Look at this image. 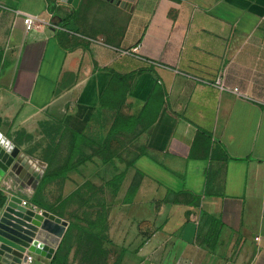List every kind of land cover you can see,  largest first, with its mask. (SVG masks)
<instances>
[{
	"label": "crops",
	"instance_id": "0c3cea01",
	"mask_svg": "<svg viewBox=\"0 0 264 264\" xmlns=\"http://www.w3.org/2000/svg\"><path fill=\"white\" fill-rule=\"evenodd\" d=\"M113 1L0 0V133L42 169L26 152L36 137L130 92L143 145L117 208L108 184L128 165L86 174L94 189L104 171L110 234L133 223L138 264H264V0ZM23 14L56 27L26 33Z\"/></svg>",
	"mask_w": 264,
	"mask_h": 264
},
{
	"label": "rangeland",
	"instance_id": "374dc122",
	"mask_svg": "<svg viewBox=\"0 0 264 264\" xmlns=\"http://www.w3.org/2000/svg\"><path fill=\"white\" fill-rule=\"evenodd\" d=\"M129 93L127 91L124 93H106L104 101L98 105L99 107H97L91 123L78 128L67 127L61 135L60 133L52 135L47 131V135H44L42 139L36 137L26 148L28 154L39 159L40 165L45 170L44 175L64 170L71 171L67 178L48 184L44 190L53 206H58L63 200L76 192L74 199L61 210L64 212V218L61 219L68 223V227L74 217L82 219L83 225L88 227L98 214L103 215V212H100L103 210L100 199V186H102V181L105 182L106 179L104 171H99V185L93 189L89 187L91 183H87L86 180L87 170L90 172L93 165H108L113 161L129 165L141 153L143 143L140 138L142 129L140 121L142 116L140 112L138 113L134 103H128ZM75 129H78L81 134V151L77 154L73 152L75 134L77 133ZM78 172L83 183L81 185L76 184V189L69 184V177L77 175ZM9 182H11L10 189L6 190L9 194L14 192L23 195L24 193L28 198H32V193L35 192L33 189L34 183L28 186L29 188L25 191L14 181L9 180ZM39 183L36 185L37 187ZM117 184V182L108 184L115 185L112 189L113 192L110 191L109 197L116 208L118 205L116 196L120 191L117 189ZM105 185L107 186V183ZM106 219L108 227L106 238L110 243L105 244L106 249H104L103 254L100 253V257L95 256L97 259L95 264H138L139 261L134 256L139 251V243L135 241L133 236V223L120 222L119 226L124 228L123 233L125 235V238L122 239L118 238L117 234H113V236L110 234V222L107 213ZM87 244L91 245L88 240H85L82 244L80 243V245L78 242V247L71 253L68 264H91L89 262L91 257L90 255L87 256L86 252Z\"/></svg>",
	"mask_w": 264,
	"mask_h": 264
},
{
	"label": "water",
	"instance_id": "95a60500",
	"mask_svg": "<svg viewBox=\"0 0 264 264\" xmlns=\"http://www.w3.org/2000/svg\"><path fill=\"white\" fill-rule=\"evenodd\" d=\"M74 1L67 0V3L71 5ZM113 3L122 8L129 7L124 0ZM0 139L6 142H0V182L12 180L24 190L34 183L36 191L44 174L39 173L37 165L1 133ZM22 203L21 196L14 195L4 209H0V264H21L26 253L36 257L35 264H49L64 238L68 223L49 212H39L34 205L23 206Z\"/></svg>",
	"mask_w": 264,
	"mask_h": 264
},
{
	"label": "trees",
	"instance_id": "16d2710c",
	"mask_svg": "<svg viewBox=\"0 0 264 264\" xmlns=\"http://www.w3.org/2000/svg\"><path fill=\"white\" fill-rule=\"evenodd\" d=\"M105 94H103V96L101 97L100 102L104 101ZM56 128L51 129V131H55ZM28 139H31V137L28 136ZM80 151H81V135L76 134L75 142H74V154H77ZM130 166L131 164L128 165L126 172L119 174L111 182H122L128 175L130 171ZM70 173H71L70 170H64L54 174H48V173L45 174L37 190L30 199L31 204H33L34 206L38 207L43 211L49 212L50 214L57 216L58 218H64V212H62L61 210L64 208L65 205H67L69 202H71L74 199L76 192L71 196L67 197L65 200H63L58 206H53L50 203V201L45 197L44 190L48 184L54 181L67 178ZM136 191H137V187H135L133 183L131 189L129 190L125 198V201L127 203L131 201V198L134 196ZM7 201H8V197L0 189L1 210L4 209V207L7 204ZM196 204H198V202ZM100 212L101 213L103 212L102 213L103 215L98 214L96 219L93 220L88 225V227L83 225V222L81 221L82 219L80 220L79 217H74L73 221H70L69 227L66 230L64 238L62 239L60 246L58 247L53 259L49 264H68L71 253L76 247H78V242L80 245V243L82 244L83 242H85V240H88L89 244H91V245L87 244L88 246H86L87 256L90 255L91 257V259H89V262L91 264L96 263L97 259L95 258V256L97 255L98 257H100V253L103 254V251H105L104 249H106L105 244L110 243L109 240L106 238L108 227H107L105 208H103V210Z\"/></svg>",
	"mask_w": 264,
	"mask_h": 264
},
{
	"label": "built area",
	"instance_id": "2783aa9c",
	"mask_svg": "<svg viewBox=\"0 0 264 264\" xmlns=\"http://www.w3.org/2000/svg\"><path fill=\"white\" fill-rule=\"evenodd\" d=\"M65 2L67 3V0H65ZM78 3H79V0H75L74 3H73V5H77ZM23 23H24V26H25L26 33H31L33 31L37 30L39 28V26H41L43 24H46V25H48L51 28H55L56 27L51 22H46L45 23V22L41 21L38 17L33 16V15H29V14H23ZM216 86H218L222 91L226 90V88L224 87L221 79H219L217 81ZM233 93H235V94L239 93L238 89H234L233 90ZM38 170H39V173H42V174L45 173L44 167L42 169H40L38 167ZM0 188H3L2 191L4 193L5 192L7 193L6 190H9L10 189V182H9V180L3 179L0 182ZM8 195L11 197V196L18 195V194L17 193H14V192H11L10 194L8 193ZM30 199L31 198H29L28 200L23 199L22 205L23 206L33 205V204H31ZM34 208L37 209V210H39V212H42L36 206H34ZM35 261H36V257L34 255H32L31 253H26L24 255V258H23L21 264H35Z\"/></svg>",
	"mask_w": 264,
	"mask_h": 264
},
{
	"label": "clouds",
	"instance_id": "9594fccd",
	"mask_svg": "<svg viewBox=\"0 0 264 264\" xmlns=\"http://www.w3.org/2000/svg\"><path fill=\"white\" fill-rule=\"evenodd\" d=\"M0 142H4L2 139H0ZM4 143H6V142H4Z\"/></svg>",
	"mask_w": 264,
	"mask_h": 264
}]
</instances>
